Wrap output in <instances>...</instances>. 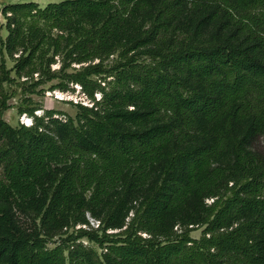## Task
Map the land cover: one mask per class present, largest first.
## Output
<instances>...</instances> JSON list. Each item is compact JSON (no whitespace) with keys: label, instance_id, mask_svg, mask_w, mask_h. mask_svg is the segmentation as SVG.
<instances>
[{"label":"trees","instance_id":"trees-1","mask_svg":"<svg viewBox=\"0 0 264 264\" xmlns=\"http://www.w3.org/2000/svg\"><path fill=\"white\" fill-rule=\"evenodd\" d=\"M2 13L1 96L15 71L94 103L18 127L0 109V264H264V0Z\"/></svg>","mask_w":264,"mask_h":264},{"label":"rangeland","instance_id":"rangeland-1","mask_svg":"<svg viewBox=\"0 0 264 264\" xmlns=\"http://www.w3.org/2000/svg\"><path fill=\"white\" fill-rule=\"evenodd\" d=\"M25 1H34L40 6L45 7L49 3L60 2L62 0H0V60L2 54H4L8 68H12L15 62L2 48L1 42L8 35V29L6 27L7 20L5 19L2 10L6 4ZM75 65L79 66L78 64ZM59 67V63L53 65V68ZM11 75L13 76L14 81L11 83H4V93L2 96L0 95V109L3 104H6L7 107L3 111V118L14 127L20 125L30 126L35 123V118L32 115L22 112L27 108H35V116L44 115L46 110H54L56 112L55 117H75L78 112L77 105L79 103L89 106L94 103V100L84 91L81 84L70 83L64 88L56 87L59 82L58 79L40 84H35L37 79H34L25 84L26 78L24 76L21 78L17 77L15 71H12ZM35 78H38L37 73L35 74ZM111 79L112 77H108L107 80L101 81V86L105 87ZM98 82H100V80H98ZM94 95L96 100H99L102 97V92L100 89H97ZM15 213L19 220H24V216L19 211L15 210ZM132 214L133 213H131V215ZM88 218L91 226L97 227L99 225V220H95L89 214ZM201 233L202 228L195 229L191 232L192 236L197 238L201 236ZM84 242L88 243L86 239H84Z\"/></svg>","mask_w":264,"mask_h":264}]
</instances>
